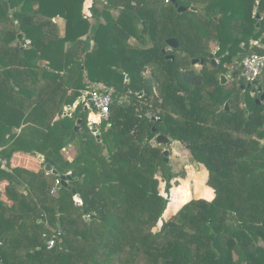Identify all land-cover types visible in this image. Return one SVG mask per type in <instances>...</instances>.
Here are the masks:
<instances>
[{"label": "trees", "instance_id": "16d2710c", "mask_svg": "<svg viewBox=\"0 0 264 264\" xmlns=\"http://www.w3.org/2000/svg\"><path fill=\"white\" fill-rule=\"evenodd\" d=\"M174 4L0 0V264H264V99L241 76L264 55V0ZM256 82L264 94V70ZM99 85L112 103L91 129L83 94ZM159 135L205 169L214 197L155 230L177 177Z\"/></svg>", "mask_w": 264, "mask_h": 264}, {"label": "rangeland", "instance_id": "374dc122", "mask_svg": "<svg viewBox=\"0 0 264 264\" xmlns=\"http://www.w3.org/2000/svg\"><path fill=\"white\" fill-rule=\"evenodd\" d=\"M253 95L250 92V96ZM260 104H262L260 107L263 108L264 101ZM162 149L168 151V163L172 171L177 174V177L171 180L170 202L167 205L166 213L162 215V219L155 230L160 227L161 221L170 217V213L179 210L189 200L206 199L204 195L199 194L201 188L206 186L205 183L207 181L204 179L202 166L194 163L187 149L176 142H171ZM164 187V183L159 184V192L165 197ZM180 200L181 203L179 202Z\"/></svg>", "mask_w": 264, "mask_h": 264}, {"label": "built area", "instance_id": "2783aa9c", "mask_svg": "<svg viewBox=\"0 0 264 264\" xmlns=\"http://www.w3.org/2000/svg\"><path fill=\"white\" fill-rule=\"evenodd\" d=\"M25 44L28 45L29 41H25ZM242 78L245 83L251 84L256 82V79L259 77L261 72L264 70V55L253 54L245 57L242 60ZM86 93L87 102L85 108L89 110V125L92 129V126L100 124L102 121H106L109 115V107L112 103L111 92L105 87L93 86L91 90ZM71 111V110H70ZM69 113V112H68ZM95 117V119H93ZM97 131H93V134L96 135ZM57 182V187L59 186ZM57 189V188H56ZM56 189L53 190V194L56 193ZM51 236L43 234L45 238V244L47 249H52L55 247L56 240L60 237V230H51Z\"/></svg>", "mask_w": 264, "mask_h": 264}, {"label": "water", "instance_id": "95a60500", "mask_svg": "<svg viewBox=\"0 0 264 264\" xmlns=\"http://www.w3.org/2000/svg\"><path fill=\"white\" fill-rule=\"evenodd\" d=\"M169 1H170L171 3L174 4V0H169ZM3 5H4V7H5V10L8 11V5H7V3L4 2ZM174 5H175V7H177L176 4H174ZM177 11H178L179 13H180V12H185L186 9L183 8V7H178V8H177ZM190 11H192V12H198V10L195 9L194 7H191V8H190ZM256 19H258V16H257V15H256ZM256 27H257V28L259 27V24H258V23H257ZM17 39H18V42H21V41L23 40V36H22V35H18ZM166 44H167V46H168L169 48H173V49H176V48H177V42H176V40H174V39L167 40V41H166ZM162 54H165V51H164V50L162 51ZM165 58H166V60H173V57H172V56H166ZM213 63H214V62H213ZM198 64H199V61H197V60L192 61V65H193V66H197ZM200 64H203V61H202V60L200 61ZM221 79H222V80L224 81V83H225L226 78H225L224 76H222ZM246 87H247V88L255 87V88H256L257 95L260 96V100L262 101V100L264 99V94H261V93H262V88L259 87V86L257 85V82H254V83H251V84H247ZM253 91H254V90H253ZM83 98H86V93L83 94ZM257 103L259 104L260 101L257 100ZM224 108H225V110H228V106H227V104H225V107H224ZM70 110L72 111L73 108L65 107V108H64V115L67 114L68 112H70ZM79 124H80V120L77 121L74 130H77V128L79 127ZM97 134H98V133H96V135H97ZM154 142H155L156 145L161 146L162 148H165L166 146H168V145L170 144L171 141H170V139H169L168 137H165V136H163V135H159V136H157V137L155 138V141H154ZM163 157H164V162H165V163H168V151H167V150H163ZM39 159H42V158L39 157ZM44 169H45L47 172H51V168H50L49 166H45ZM52 173H53L54 175H57L55 171H52ZM70 180H71V179H70L69 176H68L66 179L62 178V180H61V182H60V185H59L58 187H60V186H62V187H67V183H68L67 181H70ZM58 187H57V188H58ZM71 192H72V194L75 196V200L77 201L78 197L76 196V191H75V190H71Z\"/></svg>", "mask_w": 264, "mask_h": 264}, {"label": "crops", "instance_id": "0c3cea01", "mask_svg": "<svg viewBox=\"0 0 264 264\" xmlns=\"http://www.w3.org/2000/svg\"><path fill=\"white\" fill-rule=\"evenodd\" d=\"M55 23L57 25L59 35L60 36H63L64 29H65V21L62 18L57 17V18H55ZM88 118H89V116H88ZM93 119H95V117H93ZM12 164H13V166H20V167L32 168L37 163H36V161L33 158H31L29 156L16 155V156H14V159L12 161ZM202 170H203L202 172H203V175H204V179L206 181L207 180V172L205 171V169L203 167H202ZM199 194L204 195L205 198H206L205 200H207V201L212 200L213 197H214V193H213L212 189H210L207 186L201 188V191H200ZM179 202L181 203V200ZM176 212H177V210L173 211L169 215L171 216V215L175 214ZM165 213H166V211L164 212V214Z\"/></svg>", "mask_w": 264, "mask_h": 264}]
</instances>
